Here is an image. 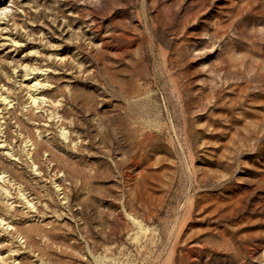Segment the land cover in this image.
I'll use <instances>...</instances> for the list:
<instances>
[{
	"label": "rangeland",
	"instance_id": "obj_1",
	"mask_svg": "<svg viewBox=\"0 0 264 264\" xmlns=\"http://www.w3.org/2000/svg\"><path fill=\"white\" fill-rule=\"evenodd\" d=\"M0 264H264V0H0Z\"/></svg>",
	"mask_w": 264,
	"mask_h": 264
},
{
	"label": "bare ground",
	"instance_id": "obj_2",
	"mask_svg": "<svg viewBox=\"0 0 264 264\" xmlns=\"http://www.w3.org/2000/svg\"><path fill=\"white\" fill-rule=\"evenodd\" d=\"M34 83V82H33Z\"/></svg>",
	"mask_w": 264,
	"mask_h": 264
}]
</instances>
